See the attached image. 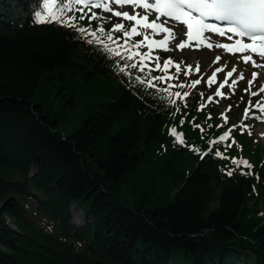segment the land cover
I'll return each mask as SVG.
<instances>
[{"label": "trees", "instance_id": "obj_1", "mask_svg": "<svg viewBox=\"0 0 264 264\" xmlns=\"http://www.w3.org/2000/svg\"><path fill=\"white\" fill-rule=\"evenodd\" d=\"M35 10L0 0V264H264V161L215 155L235 157L239 133L209 151L220 124L168 95L185 89H146L145 73L116 71L125 61Z\"/></svg>", "mask_w": 264, "mask_h": 264}, {"label": "snow or ice", "instance_id": "obj_2", "mask_svg": "<svg viewBox=\"0 0 264 264\" xmlns=\"http://www.w3.org/2000/svg\"><path fill=\"white\" fill-rule=\"evenodd\" d=\"M113 5L123 7L125 5H131L133 13L123 11H115ZM37 10L34 11V22L36 23H58L64 27H68L78 32L81 38H84L90 45H96L98 49L108 58L119 57L125 61L123 67H116V71L123 73L127 69H138L141 73H145V78L137 76L135 83L143 85L146 89L151 87L155 88L156 85L153 81L172 80L178 77L168 74V69L174 67L177 73L181 72V66L179 63L174 62L171 58L164 60L163 64L160 63L159 57H153V49H162L167 51L170 41H174L177 38V34L172 27L167 26L168 21L172 20L178 24H182L186 27L184 33L186 39L182 40L179 44H176L177 49H183L185 47L193 46L199 48L206 46L212 48L213 44L210 43V36L205 33L218 34L221 37L226 36L231 43H218L215 45L217 48L223 49L230 54H241L240 59L245 63L251 62L253 67H264V64H258L256 60L252 58V54H256L262 60H264V0H36ZM136 8L143 9V14L135 12ZM94 9H100L102 12L111 13L112 16L122 17L123 20L132 22L129 25H125L123 22L116 23L111 29L105 30L103 23L97 25L95 30L88 27L80 26L78 21L100 20L105 21L110 17H103L99 15ZM80 15L77 16L76 13ZM90 13V15H89ZM154 13L155 19H149V15ZM213 19L215 21L222 22V25L209 23L208 20ZM122 33L123 43L118 44L117 48H113L109 43H105V39L111 44H117L121 37H114L113 33ZM99 33V36L97 35ZM143 36L140 41H132L133 36ZM162 35L161 39H154L152 37ZM92 37V38H88ZM103 37L104 39H101ZM247 40V42H245ZM147 47L148 51L140 52L139 49ZM119 49H123L121 52ZM136 49L137 51H132ZM247 53V54H245ZM138 57L136 62L134 61ZM220 57L217 56L214 63L220 61ZM153 60L155 62V69L149 67L146 61ZM226 65L217 67L212 75L207 78V85L209 88L217 82V73L224 72V80L220 82L219 87L216 89L214 96L225 97V93L221 91L227 86L234 92L235 86L238 81L244 79V73H240L235 79H229L233 77V74L237 72V68L233 65L231 71L225 72ZM152 70H159L165 75L152 77L150 75ZM193 71L192 66H186L184 75H188ZM194 71L199 72V64L197 63ZM257 73H252V79L248 81V88L245 89L251 97H256L261 93H264V85L260 87L258 91H252V86L257 78ZM201 83L200 79L191 81L190 84H179L177 87L195 88ZM167 91V90H165ZM168 95L175 96L181 100L189 96V92H169ZM203 93L201 97L203 98ZM208 102L213 101V96L207 97ZM218 102V101H217ZM168 103L174 104L175 100L169 99ZM204 104L201 103L198 110L202 109ZM253 109L256 111L253 112ZM231 106L225 111H230ZM256 113H259L257 115ZM254 117L257 120H264V96L260 100H257L255 104L249 100L248 106L245 107L243 120ZM225 123H227V116L221 113ZM210 118V117H209ZM196 128H200V125H195ZM221 127V125H217ZM237 127L233 125L222 135L215 140L209 141V151L211 146L220 144L229 139L232 129ZM247 128V125L242 126V131ZM203 132V128H200ZM172 135L176 138L178 143L183 144L184 139L181 133L171 129ZM251 134V133H249ZM235 143V141H233ZM232 145H226V149ZM196 151L195 148H193ZM207 153H205L206 155ZM217 157L222 159H231L232 163L237 167L244 166L251 168V164L245 159H236L235 157L229 158L223 155L219 150L215 152ZM233 170L228 171V175H232Z\"/></svg>", "mask_w": 264, "mask_h": 264}, {"label": "rangeland", "instance_id": "obj_3", "mask_svg": "<svg viewBox=\"0 0 264 264\" xmlns=\"http://www.w3.org/2000/svg\"><path fill=\"white\" fill-rule=\"evenodd\" d=\"M115 11H123L133 13L132 7H120L113 5ZM135 12L143 14V9L136 8ZM99 15L103 17H110L105 21H100L103 23V26L108 27L109 29L116 23L123 22L125 25H129L132 22L123 20L122 17H117L118 20L115 22L111 21V13L107 12H97ZM149 19H155V14L152 13L149 15ZM172 27L175 33L177 34V38L174 41H170L168 44L167 57L164 60L171 58L174 62L179 63L181 66V72L177 73L174 67L168 69V74L178 77L177 79L168 80L169 82L174 81V84H190L191 81L200 79L201 83L197 85L195 88L185 87L179 88L184 90L183 92H189L190 95L185 97L184 100L188 103V105L196 104L197 109L200 104L203 103L204 107L197 111V120L202 122V118H209L213 122H217L221 125V130L213 136L212 140H215L219 134H223L229 128H232L233 125H237V127L232 129L231 138L235 130L239 133V136L235 135L237 141H235L234 137L231 138L232 148L235 151L236 159H245L247 160L253 168L259 167L261 163L264 161V142L259 139L258 133L264 130V120H257L251 115L248 119L243 120L242 117L244 115L245 107L248 106L249 100L252 101L253 104L256 103L257 100H260L264 93L257 95L256 97H251L245 89L248 88V81L252 79V73L256 72L257 78L255 79L252 91H258L260 87L264 83V79L259 78V74L264 72V67H253L251 62L245 64L241 59V54L237 53L235 55L225 52L221 48L215 47L218 43H226L224 38L218 36H210V43L213 44L212 48H208L206 46H201L199 48L189 46L183 49H177L175 47L176 44H179L182 40H185L186 37L184 33L186 32V27L182 24H178L175 21L169 20L168 25ZM154 39H161L162 35H158L152 37ZM136 41H140L143 39V36H138V38H134ZM162 50V49H160ZM132 51H137L136 49H132ZM148 51V49H147ZM157 53V49H153L152 55ZM247 54V53H245ZM219 56L221 59L218 63H214L216 57ZM257 55L252 54V58L256 60L258 64H264V61L256 58ZM163 60V61H164ZM162 61V64H163ZM199 64V72L194 71V69ZM191 65L193 71H191L188 75H184V70L186 66ZM222 65H226L225 72L231 71L233 65L236 66L237 72L233 74V77L229 79V83H231L232 79H235L241 72L244 73V79L238 81L235 86L234 92L231 91L227 86H225L221 91L225 93V97H216L214 93L216 89L219 87L220 82L224 80L225 73H217V82L208 87L206 81L209 76L212 75V72ZM165 75V73H164ZM201 93H203V98L201 97ZM213 96V101L208 102L207 97ZM205 98V99H204ZM218 101V102H217ZM231 106L230 111H225L228 107ZM256 110L253 109V112ZM221 113H224L227 116V123H225L224 119L221 116ZM200 114H203V117L200 118ZM259 115V113H256ZM247 125V128H244L242 131V126ZM237 128V129H236ZM251 133V134H249ZM251 136V138L249 137ZM229 140V139H228ZM228 140L224 141L227 142ZM235 141V143H233ZM232 152V150H231ZM233 153V152H232ZM244 167V166H242ZM261 203L260 207H264V200Z\"/></svg>", "mask_w": 264, "mask_h": 264}, {"label": "bare ground", "instance_id": "obj_4", "mask_svg": "<svg viewBox=\"0 0 264 264\" xmlns=\"http://www.w3.org/2000/svg\"><path fill=\"white\" fill-rule=\"evenodd\" d=\"M256 58L259 60H262L259 56H256ZM262 61H264V60H262ZM259 78L264 79V72L259 74ZM263 85H264V83H263ZM258 136H259V139L264 142V130L260 131L258 133Z\"/></svg>", "mask_w": 264, "mask_h": 264}]
</instances>
